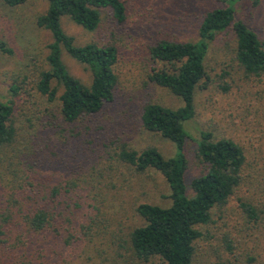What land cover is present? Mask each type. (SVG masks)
Instances as JSON below:
<instances>
[{
	"label": "trees",
	"instance_id": "obj_1",
	"mask_svg": "<svg viewBox=\"0 0 264 264\" xmlns=\"http://www.w3.org/2000/svg\"><path fill=\"white\" fill-rule=\"evenodd\" d=\"M2 1L11 7L27 0ZM217 1L219 7L196 17L197 39L183 41L175 35L185 20L174 9L176 0H47L46 10L35 23L50 32L52 41L44 66L14 79L8 87L10 97L0 100V150L15 139L13 107L21 93L30 95L28 81L49 102L58 99V107L39 118L38 130L19 155L9 159L0 155V167L9 164L14 176V183L6 187L9 191H4L8 193H0V264H48L61 243L73 241L75 225L84 227L77 215L83 212L84 217L87 206L98 207L96 200L88 203L89 184L82 178L80 185V174L74 171L81 166L78 160L90 161L89 150L111 148L120 162L138 171L153 169L169 186L168 206L140 203L135 209L144 222L130 231L127 243L140 260L194 264L212 216L223 207L225 213L232 198L249 230L261 222L262 211L238 193L245 179L246 148L235 138H215L209 131L193 138L186 128L195 116L196 91L208 78V50L218 38L230 33L232 61L253 81L264 76V48L256 31L236 14L240 3L256 6L261 0ZM160 3L169 4L174 14L167 17L155 9ZM143 9L152 15L144 19ZM63 18L93 38L82 45L75 43L63 28ZM132 52H137L136 57ZM64 54L89 70L88 83L70 73ZM133 57L145 65L149 61L161 64L150 67L147 78L176 96L179 106L138 96V102L131 103L137 108L129 111L131 98L125 99L120 91L116 67L125 60L136 62ZM58 87L62 88L59 97ZM129 129L159 134L172 142L173 155L165 157L151 145L135 149L127 140ZM189 141L194 144L191 148ZM14 156L16 167H12ZM82 232L94 235L89 227ZM231 237L224 236V257L217 255L207 264H240Z\"/></svg>",
	"mask_w": 264,
	"mask_h": 264
},
{
	"label": "rangeland",
	"instance_id": "obj_2",
	"mask_svg": "<svg viewBox=\"0 0 264 264\" xmlns=\"http://www.w3.org/2000/svg\"><path fill=\"white\" fill-rule=\"evenodd\" d=\"M176 1L174 9L177 14H184L185 20L182 18V21L187 22L181 24L175 35L179 40L195 41L197 31L193 23L196 17L219 7L220 3L217 0ZM162 5L156 4L154 8L167 17L174 14V9L168 8L169 4ZM46 8L47 0H27L11 7L0 0V100L10 97L8 87L14 79L20 75L34 74L44 66L52 36L48 30L38 27L35 21ZM142 12L146 13L144 19L153 13L144 9ZM236 14L256 31L264 48V0L256 6L242 2L237 6ZM62 25L77 44L82 45L93 38L91 33L66 18L62 19ZM229 35L218 38L210 45L206 56L208 78L205 85L196 91L195 116L186 124V128L193 138H198L202 130L209 131L215 138H235L246 148L245 179L238 193L262 211V220L249 230L235 199H230L225 213L223 207L212 216L213 222L206 227L205 237L199 242L194 264H207L217 255L224 257V236L231 237L235 232L238 233L237 238L231 239L235 242L234 252L239 254V263L264 264V76L253 81L232 61L234 38ZM136 53L132 52L134 57ZM62 59L72 75L85 83L89 82L90 73L83 64L66 54ZM135 60H125L116 67L120 91L125 99L128 96L131 98L128 104L138 102V96H145L165 106H179L180 100L176 96L147 78L149 68L161 67V64L149 61L145 65V61ZM26 86L30 95L21 93L13 107L11 125L15 130V139L10 146L0 150V155L8 159L13 154L19 155L24 149L30 135L39 128V118L58 107V99L49 102L35 91L32 82L28 81ZM61 92L62 88L58 87L57 97ZM136 105L131 104L129 111L136 109ZM129 131L131 133L127 140L135 149L151 145L165 157L173 155L172 142L159 134L143 129ZM193 145V141L188 142V148ZM88 157L89 162L78 160L81 166L74 174H80V185L84 184L82 178L89 184L90 194L86 199L88 203L96 200L98 208L87 206L85 216L82 212L77 217L84 224L83 228H91L94 235H86L82 232L83 228L75 225L77 230L73 241L61 243L48 264H154V258L144 261L134 257L127 241L130 231L144 222L135 210L140 203L170 204V190L165 178L153 169L138 171L120 162L111 148L97 149L95 152L89 150ZM17 160L14 156L12 167H16ZM8 165L5 163L4 168L0 167V193L9 191L7 185L14 183L12 169ZM194 168L195 163L192 166L195 173ZM238 229L241 230L238 232ZM121 242L123 247L119 246Z\"/></svg>",
	"mask_w": 264,
	"mask_h": 264
}]
</instances>
